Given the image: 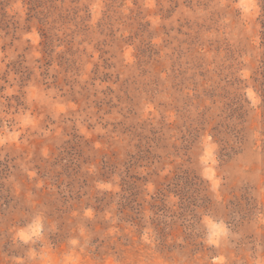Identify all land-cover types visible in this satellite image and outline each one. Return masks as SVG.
I'll use <instances>...</instances> for the list:
<instances>
[{"label": "rangeland", "instance_id": "374dc122", "mask_svg": "<svg viewBox=\"0 0 264 264\" xmlns=\"http://www.w3.org/2000/svg\"><path fill=\"white\" fill-rule=\"evenodd\" d=\"M0 264H264V0H0Z\"/></svg>", "mask_w": 264, "mask_h": 264}, {"label": "trees", "instance_id": "16d2710c", "mask_svg": "<svg viewBox=\"0 0 264 264\" xmlns=\"http://www.w3.org/2000/svg\"><path fill=\"white\" fill-rule=\"evenodd\" d=\"M228 155H230V151L228 149H226V148H223L222 151H221V158L224 159ZM202 182L203 181L197 175H193L192 182H191L192 184L200 186V185H202ZM182 193H183V191H182ZM187 194H188V191L187 190L184 191V193H183L184 196H182V198H186V200L189 199L190 198L189 196L186 197ZM123 198L125 199L124 196H123ZM158 234H159V239L161 240V244H162L163 240H164V235L162 234L161 231H159Z\"/></svg>", "mask_w": 264, "mask_h": 264}]
</instances>
